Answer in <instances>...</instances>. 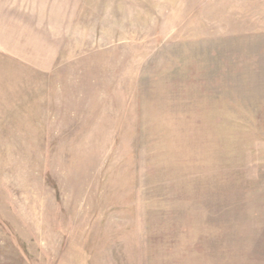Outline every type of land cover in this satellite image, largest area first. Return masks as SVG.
<instances>
[{
	"label": "rangeland",
	"instance_id": "374dc122",
	"mask_svg": "<svg viewBox=\"0 0 264 264\" xmlns=\"http://www.w3.org/2000/svg\"><path fill=\"white\" fill-rule=\"evenodd\" d=\"M0 264H264V0H0Z\"/></svg>",
	"mask_w": 264,
	"mask_h": 264
}]
</instances>
